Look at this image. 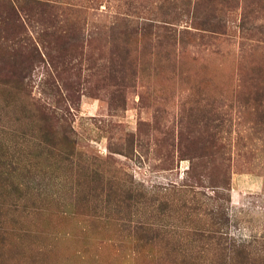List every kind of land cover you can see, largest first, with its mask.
Returning <instances> with one entry per match:
<instances>
[{
	"label": "rangeland",
	"instance_id": "rangeland-1",
	"mask_svg": "<svg viewBox=\"0 0 264 264\" xmlns=\"http://www.w3.org/2000/svg\"><path fill=\"white\" fill-rule=\"evenodd\" d=\"M0 171V264H264V0H0Z\"/></svg>",
	"mask_w": 264,
	"mask_h": 264
},
{
	"label": "trees",
	"instance_id": "trees-1",
	"mask_svg": "<svg viewBox=\"0 0 264 264\" xmlns=\"http://www.w3.org/2000/svg\"><path fill=\"white\" fill-rule=\"evenodd\" d=\"M31 63H33L32 61H30V62H27L26 64H23V65H19V66H21V73L19 74L20 76V78L23 80V77L25 76V73H28L29 72V70H28V72H27V69L30 67V64ZM1 172V171H0ZM4 177V179L7 177L6 175L5 176H3ZM240 253H242V255L244 256V257H248V252L247 251H245V249L244 248H242L241 250H240Z\"/></svg>",
	"mask_w": 264,
	"mask_h": 264
}]
</instances>
